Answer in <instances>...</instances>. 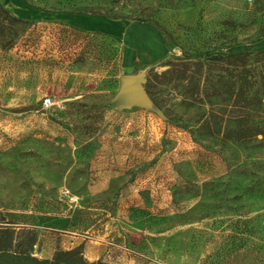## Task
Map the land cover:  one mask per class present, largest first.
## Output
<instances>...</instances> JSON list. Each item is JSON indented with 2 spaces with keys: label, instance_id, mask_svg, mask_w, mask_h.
<instances>
[{
  "label": "rangeland",
  "instance_id": "rangeland-1",
  "mask_svg": "<svg viewBox=\"0 0 264 264\" xmlns=\"http://www.w3.org/2000/svg\"><path fill=\"white\" fill-rule=\"evenodd\" d=\"M0 3L31 22L0 47V221L36 230L41 258L81 247L113 264H264V144L226 135L231 107L161 93L163 119L111 104L124 75L254 43L264 0Z\"/></svg>",
  "mask_w": 264,
  "mask_h": 264
},
{
  "label": "trees",
  "instance_id": "trees-1",
  "mask_svg": "<svg viewBox=\"0 0 264 264\" xmlns=\"http://www.w3.org/2000/svg\"><path fill=\"white\" fill-rule=\"evenodd\" d=\"M66 12L126 19L98 6H71ZM144 21L150 22L167 39L156 21ZM30 23L29 20L13 15L0 3V47L5 50L12 48ZM263 39L264 27L259 29L257 40L247 47L177 56L166 63L168 68L165 71L154 72L151 78H147L145 88L163 112L168 104L161 93H176L177 97L182 98L180 103H184L187 97L200 103L203 99L220 100L226 107H231V112L235 114L233 126L228 129L226 124L224 127L226 135H232L239 141L256 140L264 144V49L258 46V42ZM224 113L221 117L212 118H221L223 121ZM218 124L215 120L212 125L218 127L217 131L220 132L222 126ZM210 126L208 122L207 127ZM260 135L262 138L257 139ZM38 241V233L33 228L19 227L2 219L0 264H113L103 259L88 260L81 247L57 249L51 258H41L34 253Z\"/></svg>",
  "mask_w": 264,
  "mask_h": 264
},
{
  "label": "water",
  "instance_id": "water-1",
  "mask_svg": "<svg viewBox=\"0 0 264 264\" xmlns=\"http://www.w3.org/2000/svg\"><path fill=\"white\" fill-rule=\"evenodd\" d=\"M146 82V72L122 76L119 91L112 99L111 104L117 106L120 111L132 107L144 108L146 111H152L161 118L166 119L163 110L148 94L145 88Z\"/></svg>",
  "mask_w": 264,
  "mask_h": 264
},
{
  "label": "built area",
  "instance_id": "built-area-1",
  "mask_svg": "<svg viewBox=\"0 0 264 264\" xmlns=\"http://www.w3.org/2000/svg\"><path fill=\"white\" fill-rule=\"evenodd\" d=\"M47 103L51 104V99H47ZM62 196L65 197L69 202L74 203L76 201V198L73 197L71 194L68 192H62Z\"/></svg>",
  "mask_w": 264,
  "mask_h": 264
},
{
  "label": "crops",
  "instance_id": "crops-1",
  "mask_svg": "<svg viewBox=\"0 0 264 264\" xmlns=\"http://www.w3.org/2000/svg\"><path fill=\"white\" fill-rule=\"evenodd\" d=\"M67 20H68L70 23H72L73 25H76V26H80V27H81L80 23H78V21H77L78 18H76L75 21H73L72 18H70V19L67 18ZM83 27H84V26L82 25V28H83Z\"/></svg>",
  "mask_w": 264,
  "mask_h": 264
}]
</instances>
